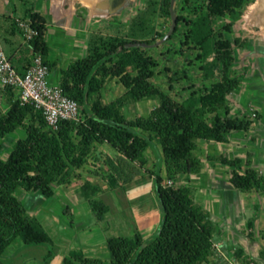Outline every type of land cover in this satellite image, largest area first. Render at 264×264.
<instances>
[{"label":"trees","instance_id":"trees-1","mask_svg":"<svg viewBox=\"0 0 264 264\" xmlns=\"http://www.w3.org/2000/svg\"><path fill=\"white\" fill-rule=\"evenodd\" d=\"M19 1L27 4L29 0ZM247 1L204 0L198 16L187 22L185 43H192L199 50L201 71L212 85L203 92L192 93L183 102L153 83L156 63L146 54L145 47L130 46L142 43L150 47L164 38L153 21L171 18L172 0H145V8L132 20L126 37L114 38L101 55L78 59L61 71L64 94L83 108L80 123L61 121L53 131L41 112L22 104L16 90L0 89L8 106L7 112L0 109V155L7 137L20 130L25 135L14 142L5 159L0 158V264H7L3 256L16 239L20 238L24 245H54L42 224L28 214L16 197L19 187L53 198L55 187L70 185L76 172L88 165L100 146L107 144L117 155L106 156L104 166L95 174L115 190L142 175L148 165L146 154L153 143L163 155L162 172L147 170L155 181L154 191L163 212L158 235L148 243L139 232L133 237L110 238V264H216V224L212 214L196 201L193 188L175 187L168 182L202 173L204 161L197 154L202 143L229 144V135L250 133L255 121L262 120L257 110L254 117L247 112L243 116L234 114L231 96L241 86V80L233 77L231 70L235 48L242 44L239 39L232 42L226 38L231 24L220 25L221 19L238 16ZM26 16L38 32L28 44L52 73L57 62L49 59L50 47L45 41L47 19L33 8L26 10ZM181 20L178 16L177 23ZM112 80H117L125 93L107 104L102 91ZM148 100L158 104L147 116L128 118L124 113L126 107L135 111L137 104ZM207 159L232 169L229 183L236 190H264V174L254 168L252 152L245 158L220 155ZM80 191L97 221L103 222L110 209L95 197L101 188L86 181ZM253 222L249 220L250 228ZM243 233L254 237L252 232ZM51 256L50 251L47 257ZM234 258L239 264H259L243 248L235 249ZM259 258L264 262V250ZM77 261L103 264L77 252L64 263Z\"/></svg>","mask_w":264,"mask_h":264},{"label":"rangeland","instance_id":"rangeland-1","mask_svg":"<svg viewBox=\"0 0 264 264\" xmlns=\"http://www.w3.org/2000/svg\"><path fill=\"white\" fill-rule=\"evenodd\" d=\"M92 1L53 0V14L56 15L55 9L56 12L59 9L62 19L58 21L49 16L50 26L45 38L53 49L55 59L63 64V69L78 59L101 55L114 38L126 37L132 20L145 8L146 3L145 0H120L114 3L103 0L92 7ZM258 2L247 1L238 16H227L220 20V25L231 24V31L225 33L226 38L232 42L239 39L242 44V47L235 48V64L231 70L232 76L241 80V86L231 96L234 114L243 116L247 112L254 117L257 110L262 114V120L255 121L250 133L235 132L229 135V144L202 143L197 154L205 161L203 173L183 176L177 182H172L175 187L188 185L193 188L196 201L212 214L216 224V264H239L234 258L236 248H243L259 264H264L257 257L264 250V190L252 193L236 190L229 183L232 169L220 163L208 162L207 159L213 155H224L230 159L245 158L248 152H252L254 168L264 174V24L252 15V8ZM203 4L204 0H175L174 29L172 16L154 20V26L164 38L153 46L145 47L146 54L156 63L153 83L180 102L212 85V81L204 79L201 71L203 61L199 57V50L192 43H185L187 22L198 16ZM30 8L46 13V8L44 10L37 0H29L27 4L19 0H0V47L7 57L13 58L16 68L17 62L26 65L33 58L32 48L17 27L18 19L27 20L26 10ZM178 16L182 18L179 23ZM60 25L65 27L66 32L61 30ZM65 60L68 62L64 63ZM58 81L59 77L51 79L53 84ZM124 93L125 89L117 80L108 81L102 91V99L111 104ZM157 104L154 100L143 101L136 105L135 111L126 107L124 113L128 118L147 116ZM0 109L8 111L1 96ZM24 136L20 130L7 137L3 141L5 149L0 158L5 159L14 142ZM116 155L109 145L100 146L88 165L76 172L70 185L55 187L53 198L28 193L19 187L16 197L28 214L42 224L54 245H24L20 238L16 239L3 256L5 263L65 264L64 260L77 252L86 258L110 264L107 248L110 238L133 237L139 232L146 243L154 239L158 235L163 212L154 191L155 181L147 170L162 172L161 148L153 143L146 154L148 165L142 175L135 182L112 190L95 172L104 166L106 156ZM86 181L101 188L95 197L110 209L103 222L97 221L89 201L81 195V186ZM250 219L254 221L252 228L248 224ZM243 232H252L254 241ZM50 251L52 256L47 257ZM76 264L82 263L77 261Z\"/></svg>","mask_w":264,"mask_h":264},{"label":"built area","instance_id":"built-area-1","mask_svg":"<svg viewBox=\"0 0 264 264\" xmlns=\"http://www.w3.org/2000/svg\"><path fill=\"white\" fill-rule=\"evenodd\" d=\"M17 27L27 43L38 35L29 19H18ZM1 88L16 90L22 104L32 105L36 111L41 112L48 127L53 131L58 129L61 121H82L83 108L76 100L66 96L60 85L51 84L49 67L43 62L40 54L33 53L32 61L21 71L0 47ZM169 185H172V182H169Z\"/></svg>","mask_w":264,"mask_h":264},{"label":"crops","instance_id":"crops-1","mask_svg":"<svg viewBox=\"0 0 264 264\" xmlns=\"http://www.w3.org/2000/svg\"><path fill=\"white\" fill-rule=\"evenodd\" d=\"M38 2H40V4L43 6V9L45 10V8H46V13H41V12H39V13H41L43 16H45L46 17V19H47V29H48V27L50 26L49 25V18L50 17H54L55 19H57L58 21H60L59 19H62V13L60 12V10L58 9V11L56 12V9H55V13H56V15L55 14H53V0H49V1H47V2H43L42 0H37ZM35 11V10H34ZM35 12H37V11H35ZM50 16V17H49ZM60 27H61V30H63V31H65L66 32V30H65V27H63L62 25H60ZM45 41H46V38H45ZM48 45H49V43L48 42H46ZM49 47H50V56H49V58H50V60L51 61H56L57 62V67L55 68V70H54V72L53 73H50V82H51V79L53 80V78H56V77H59V81L58 82H55V84H53L52 82H51V84H53V85H60V82H61V71L62 70H65V69H63V68H61L62 67V65L63 64H60V62H59V60L58 59H55L56 57L55 56H53V49H52V47L49 45ZM32 54H33V52H32ZM17 55H18V52H17ZM33 56V55H32ZM12 61H13V63H15V61L13 60V58H10ZM31 62V61H30ZM30 62L28 63V64H26V65H21V63L20 62H17L16 63V66H18L17 68H19L21 71H24L26 68H27V66L30 64ZM66 62H68L67 60H65V62L64 63H66ZM71 62V61H70ZM69 65H70V63H69ZM68 65V66H69ZM52 77V78H51ZM210 144H212V143H210ZM214 144V143H213ZM212 144V145H213ZM213 156H215V155H213ZM208 162H210L209 160H208ZM211 163H213V162H211ZM218 164V163H217ZM204 165H205V161H204ZM204 170V169H203ZM202 173H203V171H202ZM201 173V174H202ZM200 175V174H199ZM200 184V183H199ZM243 235H246V234H244L243 233ZM247 236V235H246ZM247 238L248 239H250V240H253L254 241V237H253V239H251V238H249L248 236H247ZM247 253V252H246ZM248 254V253H247ZM249 255V254H248ZM252 257V256H251ZM258 258H259V254H258V256H257ZM260 259V258H259ZM260 261H262L263 262V260H261L260 259ZM264 263V262H263Z\"/></svg>","mask_w":264,"mask_h":264},{"label":"bare ground","instance_id":"bare-ground-1","mask_svg":"<svg viewBox=\"0 0 264 264\" xmlns=\"http://www.w3.org/2000/svg\"><path fill=\"white\" fill-rule=\"evenodd\" d=\"M101 1L103 0H93L91 6L95 7V4L97 5ZM110 1L114 3V1L118 2L120 0H110ZM252 10H253L252 15L257 16L260 19L261 23L264 24V0H259L258 4L254 6Z\"/></svg>","mask_w":264,"mask_h":264},{"label":"water","instance_id":"water-1","mask_svg":"<svg viewBox=\"0 0 264 264\" xmlns=\"http://www.w3.org/2000/svg\"><path fill=\"white\" fill-rule=\"evenodd\" d=\"M174 2H175V0H172V2H171V14H172V18H173V29L176 25V16H175V12H174ZM130 46H133V47H149V46L142 44V43H136V44H132Z\"/></svg>","mask_w":264,"mask_h":264}]
</instances>
